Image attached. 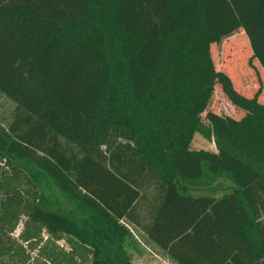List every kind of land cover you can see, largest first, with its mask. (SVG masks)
<instances>
[{"label":"trees","instance_id":"trees-1","mask_svg":"<svg viewBox=\"0 0 264 264\" xmlns=\"http://www.w3.org/2000/svg\"><path fill=\"white\" fill-rule=\"evenodd\" d=\"M240 37L248 77L214 51ZM217 89L234 113L207 124ZM0 93V264H131L129 227L179 264H264V0H0ZM197 137L251 181L193 166ZM33 164L94 226L42 206ZM223 174L233 191L187 192ZM190 232L207 252L176 249Z\"/></svg>","mask_w":264,"mask_h":264},{"label":"rangeland","instance_id":"rangeland-1","mask_svg":"<svg viewBox=\"0 0 264 264\" xmlns=\"http://www.w3.org/2000/svg\"><path fill=\"white\" fill-rule=\"evenodd\" d=\"M231 39L223 44V48L218 50L217 47H215L214 51L215 53H218L219 51L222 53L224 64L229 63L235 53V59L232 63L233 69L236 73L238 72V77L243 75L248 77L247 72L245 71V65H247L246 61L250 56V51L245 46L246 39L244 37H240L233 41L232 46L237 51L233 50V48L229 46ZM239 83V86L243 87L244 85L246 86L245 83L247 82L239 81ZM240 89L241 90L239 91H242L243 94L248 97L254 95L251 93L249 88L244 90H242V88ZM259 100L264 103V93ZM15 107L16 105L12 100L0 93V127L2 129L7 130L12 123ZM225 113L232 114L234 112L228 106V102L222 96L220 90L217 89L207 112L203 115V121L207 124H211V119L214 115ZM241 114L243 115L242 112ZM193 148L206 152V154L202 157L190 161L193 166L199 167L204 160H207L210 156H215L219 159V163L213 167L215 172L230 170L234 173L238 182L241 184L247 183L253 178V174L251 172L231 161L229 158L221 155L212 143L207 142L203 138L197 137L193 143ZM24 174L28 175L30 179L37 184L41 194V204L45 209L68 215L78 221L81 225L89 227L94 226L91 216L81 207L76 194L70 195L64 193L58 184L45 174H42L34 164L24 169ZM207 178L208 181L204 180L198 182L197 184H192L190 188L187 189V192L192 195H213L221 197L222 195L233 191L236 187V183L229 175L226 174L217 177L207 175ZM151 194L152 192L150 195ZM22 229L23 224H20L15 233L16 237L20 235ZM129 231L130 237L128 238L125 249L131 264H179L178 261L172 259L163 249H161L159 245L146 243L142 233L135 228L129 227ZM185 240L183 243H185L186 248L183 249L182 245L178 244L175 246L177 247L176 249H181V251L184 250L188 256L192 255V253L196 251H202L204 253L207 252V248L204 244L191 237V232L188 234V240H190L189 243L185 242ZM59 244L61 247H65V249L68 250V247H66L63 241Z\"/></svg>","mask_w":264,"mask_h":264}]
</instances>
